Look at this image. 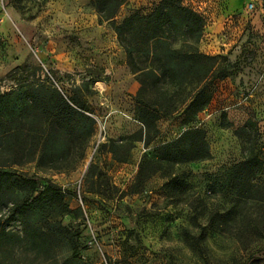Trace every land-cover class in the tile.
Returning a JSON list of instances; mask_svg holds the SVG:
<instances>
[{"label":"rangeland","instance_id":"374dc122","mask_svg":"<svg viewBox=\"0 0 264 264\" xmlns=\"http://www.w3.org/2000/svg\"><path fill=\"white\" fill-rule=\"evenodd\" d=\"M161 1L125 0L115 21L148 15ZM177 1L205 18L194 47L211 60L183 77L202 81L211 100L187 122L190 84L171 102L177 109L148 129L138 101L169 102L170 73L149 44L130 56L95 0H0V91L53 83L96 120L83 159L76 148L55 167L30 155L6 169L15 174L0 181V264H264V233L248 227L242 204L233 206L232 186L247 140L240 129L264 139V0ZM145 35L128 38L135 44ZM165 36L184 47L179 22ZM190 127L205 131L212 157L159 160L158 147ZM51 183L61 190L47 189Z\"/></svg>","mask_w":264,"mask_h":264},{"label":"trees","instance_id":"16d2710c","mask_svg":"<svg viewBox=\"0 0 264 264\" xmlns=\"http://www.w3.org/2000/svg\"><path fill=\"white\" fill-rule=\"evenodd\" d=\"M124 3L125 0H95L102 19L114 21V28L130 56L133 55L135 47L149 44L148 54L151 53L156 61H164L170 72L167 91L164 93L169 102L159 105L142 97L138 101L140 120L146 128L151 129L161 115H169L172 109H177L171 102L175 101L186 86L195 84L196 87L184 109L187 119L185 120L193 121L195 115L211 100V95L207 87L202 85V81H189L183 77L192 73L190 69L211 60L210 56L194 47L202 38L205 18L177 0H162L150 14L141 16L135 12L126 16L121 23H117L115 17ZM177 22L184 29V47L181 48H177L175 42L165 36ZM141 29L146 32L145 37L133 44L128 36L133 33L135 35ZM164 48L166 51H163ZM187 67L190 69L186 70ZM211 69L209 68L208 72ZM155 71L154 68L150 70L152 75H155ZM163 76L165 72L156 75L155 85L159 84ZM145 83L142 80V84ZM144 89L142 87L140 95ZM29 123L32 125L29 126ZM95 124V118L88 113L81 101L74 96H68L53 83H23L10 92L0 91V181L3 182L6 176L15 174L6 169L29 162L30 155L41 165L55 167L56 160L60 159L64 152L71 153L77 148V161L83 159L92 140ZM248 128L247 126L240 129L241 136L247 139L244 143V158L232 168V186L238 193L233 206L242 204L241 211L248 210L245 214L250 223L248 227H253V231L263 234L264 159L261 157V151L264 139L259 132L252 135ZM158 156L159 160L167 163L196 162L211 158L212 153L205 131L190 127L177 139L159 146ZM50 188L61 190L52 183L47 189ZM30 203L33 204L28 200L19 205L22 213L30 207ZM247 206L257 207V215L254 216L251 208ZM232 211L230 208L225 214L226 223L232 219Z\"/></svg>","mask_w":264,"mask_h":264},{"label":"built area","instance_id":"2783aa9c","mask_svg":"<svg viewBox=\"0 0 264 264\" xmlns=\"http://www.w3.org/2000/svg\"><path fill=\"white\" fill-rule=\"evenodd\" d=\"M252 7H253V5H252ZM102 264H110V263L106 259H104Z\"/></svg>","mask_w":264,"mask_h":264}]
</instances>
